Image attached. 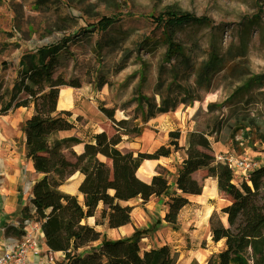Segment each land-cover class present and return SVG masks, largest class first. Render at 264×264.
I'll return each instance as SVG.
<instances>
[{
    "label": "trees",
    "instance_id": "1",
    "mask_svg": "<svg viewBox=\"0 0 264 264\" xmlns=\"http://www.w3.org/2000/svg\"><path fill=\"white\" fill-rule=\"evenodd\" d=\"M257 19L256 15L251 18L253 21ZM115 21L116 17H103L91 25V29H82L88 36L94 31L99 35L93 43L97 56L104 46L105 39L102 36L113 28ZM155 22L158 27H162L161 37L166 47L165 60L178 59L184 65L186 73L190 74L195 65L189 63V55L186 56L183 46L174 40L175 29L186 24L209 25L211 19L204 15L167 8L155 17ZM69 39L67 37L24 52L18 61L17 74L10 90L0 96V115L32 104V113L23 124L25 156L31 161L34 171L42 174L31 186L30 205L22 208L19 225L7 227L6 233L19 236V232L23 233L25 221L37 222L49 251L62 252L63 258L59 264H171L172 253L167 244L149 249H142L139 245L140 239L151 232L159 221L150 227L134 229L131 237L104 239L97 246H91L82 252L81 250L100 236L94 226L84 222L87 217L95 214L98 205H102L100 216L106 219L107 227L117 228L130 223L132 206L123 202L136 197H140L143 202L149 199L147 192L139 191L134 186L136 172L142 162L145 159L168 156L172 151L180 149L184 150L185 155L175 178L176 189L184 194H199L202 184L192 174L197 170H204L206 176L217 179L218 190L229 198V204L221 209L226 216V224L217 212L209 217L212 239H223L224 246L205 264H264V165L254 168L247 179L235 181L226 163L216 162L200 154L198 147L211 144L209 138L213 135L206 130L189 131L185 149L178 146L179 130L169 131V141L152 151L122 152L118 149L117 145L123 136L133 138L141 135L143 126L150 119L173 111L180 103L192 99L187 97L178 100L176 97H168L175 92L189 95V89L176 82L175 67L170 68L167 91H156L160 97L158 103L141 93L144 67L141 66L134 73L138 74L135 97L132 100L135 105L134 114L116 119L115 107L102 108V112L112 123V135L100 131L92 134L89 140H82L76 135H59L62 131L74 128L70 111L57 108L59 91L62 87L78 88L81 85L77 80L66 81L62 73L55 75L56 67L64 59L73 57L69 50ZM123 68L119 66L118 70ZM221 68L223 59L211 42L209 57L201 64L196 81L209 85L212 75ZM93 82L98 89L107 84L100 67L94 71ZM256 86H264L263 74L248 77L230 97H250L249 93ZM4 94L8 96L6 101H3ZM255 95L264 97V91L260 90ZM127 104L129 103L121 109H125ZM212 106L214 105L209 104V108ZM247 118L237 117L229 126L243 131L247 127H255L254 119ZM230 138H234V134ZM220 140L219 137H214V141ZM80 143L83 144V149L77 153L73 147ZM97 155L110 159L111 163L99 159ZM76 172L82 177L77 194L62 191L60 186ZM150 185L156 197L168 192L165 168L157 167V174L150 178ZM79 194L82 196L81 200L78 198ZM176 201L186 199L176 193L168 197V210L163 217L165 222L176 223ZM190 264L200 263L192 260Z\"/></svg>",
    "mask_w": 264,
    "mask_h": 264
},
{
    "label": "rangeland",
    "instance_id": "2",
    "mask_svg": "<svg viewBox=\"0 0 264 264\" xmlns=\"http://www.w3.org/2000/svg\"><path fill=\"white\" fill-rule=\"evenodd\" d=\"M167 8L211 19L209 25L186 24L175 29L174 40L183 46L184 54L189 55V63L195 65L190 74L178 59L166 61L164 58L162 27H158L155 17ZM254 15L258 16L255 21L251 20ZM111 16L116 17L115 24L102 36L104 46L97 56L93 43L99 35L94 31L88 36L82 29H91V25L103 17ZM67 37H70L68 45L73 57L64 59L56 67L55 75L62 73L66 81L81 82L78 88L72 87L70 120L75 126L67 134L89 140L93 130L114 131L102 108L115 107L116 119L134 114L132 100L138 83V74L134 73L144 67L141 93L158 103L160 97L156 91H167L170 68L175 67L176 82L187 87L189 95L175 92L168 97L192 99L180 103L173 111L156 116L160 117L157 120L160 122L149 127L145 124L141 135L153 133L167 143L168 129L179 130L178 146L182 147L184 133L206 130L213 135L209 138L211 142H220L226 147H221L223 151L227 149L233 157H247L258 166L264 165V97L255 95L264 91V86L254 87L250 97H230L251 75H264V0H0V96L10 90L24 52ZM211 42L223 59V68L212 75L209 85L199 84L197 73L209 57ZM119 66L124 68L118 70ZM98 67L107 79V84L99 89L93 82ZM7 99L4 94L3 101ZM126 103L129 104L122 110ZM209 104L214 106L209 108ZM192 107L195 109L190 115ZM237 117H250L256 125L245 131L235 130L229 125ZM232 134L234 138H230ZM214 137L221 140L214 141ZM142 142L150 143V136ZM210 145L199 147L200 154L221 162L213 157ZM74 150L80 151L78 147ZM77 181V175L69 177L62 188L71 190ZM96 215L98 222L95 224L101 234L96 243L81 252L104 239L117 237V232L101 223L99 211ZM155 216L159 217L158 211ZM161 224L154 228L162 229L160 234L166 241L175 228ZM176 260L175 264H186V259ZM53 261L59 264L61 259Z\"/></svg>",
    "mask_w": 264,
    "mask_h": 264
},
{
    "label": "crops",
    "instance_id": "3",
    "mask_svg": "<svg viewBox=\"0 0 264 264\" xmlns=\"http://www.w3.org/2000/svg\"><path fill=\"white\" fill-rule=\"evenodd\" d=\"M64 89L68 90L70 94V103L66 107H59L57 103V108L70 111L72 116L73 88L64 87ZM32 110V104H29L28 106H20L6 114L0 115V250L4 241L12 237L21 238L23 236V233L21 234L20 232L19 236L13 235L12 233L7 234L5 230L9 226L19 225L22 208L26 205H30L31 186L35 180L42 177L41 173H36L34 171L31 161L25 156V137L21 130L25 119L30 116ZM159 118L160 117H155L150 119L146 125L149 127L153 126V124H157L160 122L157 121ZM164 119H167V117ZM71 130L62 131L59 135L70 136L71 134H67V132ZM171 130L172 129H168V132ZM100 131L102 130H93L92 134ZM105 132L108 135H112L114 131L105 130ZM146 136H150V143L148 144L142 142ZM16 138H18V140H16ZM161 144H166V141L159 139L153 133H146L137 136V138L134 137V139L132 137L123 136L122 141L117 146L122 152H135L152 151ZM77 145L80 151L76 152L80 153L83 149V144L80 143ZM186 145L187 133H184V143L181 146L185 149ZM210 146L214 151L213 157H216V159L220 153H225L227 151V149L226 151L221 149V147H226L220 142H211ZM74 148L75 147H73V149ZM184 155V150L172 151L168 156H161L157 159H145L142 162L136 172V178H139L141 183L139 185L135 184L134 186L139 191L147 192L149 194V199L147 202H143L140 197H136L123 202V204L132 206L130 223L117 228L107 227L106 219L100 216L101 204L98 205L95 214L87 217L84 222L94 226V228L100 232V229H98L95 224V222H98L96 214L99 211L101 223L109 230L117 232V237L114 239H119L131 237L134 229L150 227L159 221L156 225H162L161 223H163L175 228L172 237L170 236L165 241L160 234L162 229L153 228L151 232L140 239L139 245L142 249H149L151 247L156 248L163 244H167L172 248L171 264H175V259H177L176 261H178V259H186V264H190L192 260H196L200 264H205L212 255L218 253L224 246L223 239L219 241H214L212 239L209 217L213 212H217L222 222L226 224V216L221 212V209L229 204V198L218 190L217 179L212 176H206V172L203 170H197L192 174V176L202 184V190L199 194H184L176 189L175 178L181 167ZM157 167L166 169L169 189L166 194L156 197L150 185V178L154 174H157ZM197 174H201L199 175L200 177H196ZM74 175L78 176V181L73 186L74 188L71 190L63 189L61 185L60 189L62 191L70 194H77V188L82 177L78 172L74 173L72 176ZM172 193L181 195L186 199V201L174 202V206L178 210L176 223H169L163 220L168 210L166 201ZM158 204H161V206H158ZM156 211H158L159 217L155 216ZM176 227H178V229H176ZM35 232L40 253L31 255L33 264H54L53 259L62 260V252L49 251L39 225ZM153 238L154 240H152ZM96 241L93 243H96ZM98 244H100V242Z\"/></svg>",
    "mask_w": 264,
    "mask_h": 264
},
{
    "label": "built area",
    "instance_id": "4",
    "mask_svg": "<svg viewBox=\"0 0 264 264\" xmlns=\"http://www.w3.org/2000/svg\"><path fill=\"white\" fill-rule=\"evenodd\" d=\"M217 160L226 163L235 181L247 179L249 173L258 165L247 157H233L228 152L220 153ZM37 222L25 221L23 236L9 238L3 242L0 250V264H33L31 255L39 254L38 240L35 235Z\"/></svg>",
    "mask_w": 264,
    "mask_h": 264
},
{
    "label": "bare ground",
    "instance_id": "5",
    "mask_svg": "<svg viewBox=\"0 0 264 264\" xmlns=\"http://www.w3.org/2000/svg\"><path fill=\"white\" fill-rule=\"evenodd\" d=\"M70 94L68 92V90L61 88L60 91H59V95H58V100H57V103H58V106L59 107H66L69 105L70 103ZM195 107H192L191 110H190V115L193 113ZM74 147H79L78 145H75ZM101 159L102 160H105L107 163H111V160L110 159H107L103 156H101ZM141 181L139 178H136L135 181H134V185L135 184H140ZM78 198L81 200L82 196L81 194L78 195Z\"/></svg>",
    "mask_w": 264,
    "mask_h": 264
},
{
    "label": "water",
    "instance_id": "6",
    "mask_svg": "<svg viewBox=\"0 0 264 264\" xmlns=\"http://www.w3.org/2000/svg\"><path fill=\"white\" fill-rule=\"evenodd\" d=\"M20 96H22V95H20ZM19 98H20V97H19ZM97 156H98L99 159H101V155H97ZM101 160H102V159H101Z\"/></svg>",
    "mask_w": 264,
    "mask_h": 264
}]
</instances>
